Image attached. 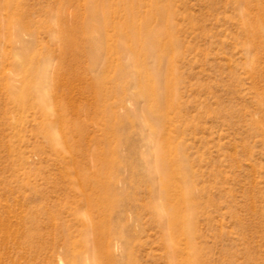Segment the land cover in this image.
Returning <instances> with one entry per match:
<instances>
[{
  "label": "rangeland",
  "instance_id": "1",
  "mask_svg": "<svg viewBox=\"0 0 264 264\" xmlns=\"http://www.w3.org/2000/svg\"><path fill=\"white\" fill-rule=\"evenodd\" d=\"M158 1L171 6L176 46L164 50V42L152 43L157 55L143 60L161 87L175 82V107L165 108L167 117L154 109L152 82L146 70L129 65L134 54L127 46L125 55L109 57L105 95L119 122L108 128L93 91L106 63L99 59L91 69L84 45L78 76L69 77L57 39L60 17L72 23L78 13L83 23L85 1L0 0V76L33 91L41 83L34 74L43 71L41 80L51 83L45 106L33 93L23 107L0 85V214L10 230L0 226V264H87L85 238L98 241L82 215L101 202L90 185H77V176L81 168L91 173L95 151L109 147L115 207L105 244L117 264H170L169 223L154 214V203L169 192L151 170L156 141L166 138L183 163L167 167L183 168L175 180L186 179L193 191L182 203L195 229L189 238L176 236L178 247L193 244L201 264H264V45L244 25L261 15L264 0ZM151 5L135 2L143 32L168 22L153 16ZM163 50L166 55H158ZM18 52L29 59L32 77L20 71L25 62ZM58 110L83 125L82 135L61 121ZM55 141L68 151L57 152ZM174 252L179 258L185 253Z\"/></svg>",
  "mask_w": 264,
  "mask_h": 264
},
{
  "label": "bare ground",
  "instance_id": "2",
  "mask_svg": "<svg viewBox=\"0 0 264 264\" xmlns=\"http://www.w3.org/2000/svg\"><path fill=\"white\" fill-rule=\"evenodd\" d=\"M84 1L86 13L82 24L78 13H75L72 23H68L62 17L56 22L58 26L57 39L62 43L64 59L69 63L67 66L69 77L74 78L78 76V61L82 46L85 45L89 48L87 55L91 69L96 65L99 59L103 58V62L106 63V66L105 69L96 76L98 85L93 91L96 95L97 106L99 108L101 106L103 107L101 113L108 119V128H114L116 123L119 122V119L112 109L108 107L107 97L105 95V84L107 82L106 79H108L107 70L111 67V60L109 57L113 56L114 53H124L125 55V48L129 46L132 54H134V57L128 62L129 65L137 68L140 73L141 71L145 72L146 70L149 81L152 82L151 92L153 100L155 101L154 109L158 112H162L164 116L167 117L169 110L167 111L165 108L173 109L175 107L177 96L174 87L175 82H172V80L169 79L165 84V87H161V85L158 84V76L155 73L156 70L147 68L144 64L145 60L143 59L148 54L157 55L152 49V43L164 42L166 47L164 50L174 49L176 46V40L174 39L173 34L169 32V23L171 22L169 18V13L171 12L170 4L165 5L161 3V1L152 0L150 9L151 14L153 16H160V18L163 19L164 17H167L168 22L165 25H160L156 29H149L143 32L136 24V0H118V2H109V0ZM260 13L261 15L258 18L244 22V25L246 29L251 32L253 38L259 41L261 45H264V6L261 8ZM61 14L62 13L59 12V16H61ZM114 14L119 15L118 19ZM110 28L113 30L112 34H110ZM128 42H130V45ZM164 50L158 52V55H160V53L161 55H166ZM17 55L20 60L22 59L25 62V64L22 63V67L20 66V71L26 72L29 76L34 74V69L27 65L30 61L25 57V53L18 52ZM169 57L171 62H173L175 58L174 54L171 53ZM124 58L125 56L123 59ZM122 66V68L125 69V62L122 63ZM59 71L60 70L57 72ZM41 72L34 74L37 76V80H40L41 83L33 91L29 90V87L16 89L13 82L6 80L7 77L2 76H0V85L5 86L10 94L13 95L11 98L12 103H15L16 105L23 107L30 99H32L31 94L34 93L33 95L35 98H41L39 100L40 105L45 106V98L47 96L46 86H49L51 83L46 80H41L44 75V72ZM3 80H5V82H3ZM58 111L61 121L69 124V126L71 125L73 132L82 135L84 131L83 125L77 120H67L65 114L62 113L61 110ZM157 131L158 129L156 128L154 132L157 133ZM48 136L49 139L52 138V141L55 138L52 134ZM54 144L57 152L64 153L68 151L67 145H63L62 142L55 141ZM171 144V139L166 138L162 139V141L157 140V146L154 149L155 158L153 163L155 166L154 169L151 168V170L155 171L160 177V183L165 192H169V196H165L163 202L154 203V214L159 219L165 217L169 223V233H166L169 234V236L165 235V238L167 236L166 241L169 249L168 263L201 264L200 257L197 255V251L194 250L192 246L193 244L191 245L189 242L188 245L185 243L186 245H184V247H178L182 241L176 239V236H187L189 238L195 229L192 224L193 215L187 212V208H185L187 203H182L185 202L187 198H191L193 191L186 179L181 178L179 182H176L175 180L179 175L183 176L184 171L182 170L183 168L180 169L183 163L180 164L179 161H182V159L178 161V159L181 158V155L176 151V148L173 149L171 147ZM113 150L112 147H109L106 151H95L93 157L95 161L93 171L89 173L86 168H81L78 171L77 185H90L93 189V199L97 202H101L90 203V206L92 207L90 212L86 215H82V221L86 225L87 230L88 223H90L91 233L97 237L98 241L97 243H94L93 240L91 241L89 238H85L87 239L86 244L89 247V252L91 251V256L88 257L86 261L87 264H117L116 259L112 257L113 255L110 244H105L107 236L112 233L111 231L113 230L112 212L115 207V203H113L115 195L112 193L110 185V179H112V172L110 169V166L112 165L110 164L113 162ZM176 161L178 162V166H180L179 169H170V166L167 167L169 162L174 164ZM10 190L12 191V189ZM9 201V203H11V199ZM9 203L7 202V205H10ZM7 221H9V219ZM7 225L8 224L5 222V216L0 214L1 230L8 233L10 230ZM85 232L88 233L90 231ZM178 249L185 252L180 258L177 252H174V250ZM105 257L106 259L104 261Z\"/></svg>",
  "mask_w": 264,
  "mask_h": 264
}]
</instances>
